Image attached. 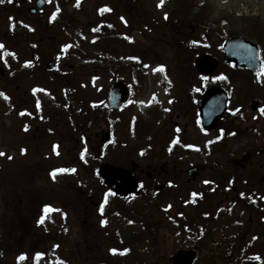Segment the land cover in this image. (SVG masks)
<instances>
[{
	"label": "rangeland",
	"instance_id": "1",
	"mask_svg": "<svg viewBox=\"0 0 264 264\" xmlns=\"http://www.w3.org/2000/svg\"><path fill=\"white\" fill-rule=\"evenodd\" d=\"M67 1V17L71 21L69 35L56 24L51 26L53 30L48 33L46 28L49 27L47 23L50 22V17L46 16L47 12L41 18L48 26L45 27L43 21L34 19L25 11L29 4L28 0H21L20 5L24 4V7L19 11L10 9L12 6L16 7L15 4L6 5L8 10L1 8L0 42L4 44L5 49H0L2 57L0 69L4 68V75H0V92L9 97L13 104L15 85L20 83V89L27 90V87L36 81L34 76L16 73L20 69L19 65L28 61L29 53L32 51L43 52L44 61H47L51 58L52 51L69 49L63 47L68 45L66 40H69L73 47L77 42L76 51L81 55L95 57L98 58V62H102L98 81L88 76L89 64H84L85 67L81 68L79 74L81 77L75 82H82L84 97L91 96L95 86L107 88L109 83L117 80L128 82L131 75L139 77L142 87L138 90L139 95L132 97V106L126 105L116 113L112 110L113 116L116 115L118 118L115 122L117 142L106 151L103 158L100 157L99 150L92 152L97 159L85 157L88 165L80 164L74 153L66 154L60 150L54 154L49 153L48 142L52 138L55 140L59 134L49 133L45 129L36 130L35 126L46 125H43L40 119L34 120L35 123L31 126L33 128L24 132L22 120L27 118H20V112L16 108L7 110L2 103L5 96H0V152L5 153L0 156V264H167L172 253L194 247L201 255L202 260L199 264L205 263L202 256L210 250H216V256L219 258L228 256L230 248H237L233 229L221 227L226 226L224 217L216 215L211 219L203 218L201 210L204 211V207L200 203L203 198L204 203H213L211 207L214 210L215 201H221V205H224L225 200L236 197L237 190L239 188L246 190V186L241 184L240 179L237 180L240 176L236 175L237 184H234V187L228 186L224 191L222 186H214L211 191L206 192V188L200 185V179L216 177L217 173L226 171L229 165L244 168L247 177V171L252 169L250 165L253 167L258 165L256 163L258 158L252 154L250 163H247V160L242 161L239 157L241 149L250 150L248 143H256L259 137L252 138L248 134L249 142L244 141V137L238 138L233 145L227 146L225 152L212 155L202 164V175L200 176L198 171L196 182L191 181V184L186 182L188 176L184 168L188 166L189 160L196 159L192 157L189 159L181 149L178 151L176 148L174 151L176 155L169 159L170 153L164 147L172 133L171 123L175 120L180 123L181 129L184 128V132L179 134L182 140L194 143L200 140L201 143L205 138L201 135L200 138L197 137L196 128L193 126L195 97L192 93V84L194 87L198 85L196 76L199 72L196 63L203 58L202 55L208 57L209 54L219 59L220 66L217 69H220L223 64L221 53L219 54L215 47L220 37L212 35L216 27L215 22L226 20L228 27L232 25L234 28L235 24H232L234 16L244 14L259 15L261 23H264V0H185L189 12L195 14L192 19H186L185 14L180 15L178 7L172 4L173 0H164L163 6L160 7L157 6L159 0H79L78 5L77 0ZM202 5L208 10H202L203 8H200ZM52 7H55V0H49L46 10L49 11ZM198 8L201 10L198 11ZM12 12L19 18L20 27L25 26L18 35L14 31L19 23L16 25L13 20L7 18ZM104 19L110 24L115 23L116 26V36L110 38V41H106L105 36L99 39L98 35L93 34L94 31L87 27L93 25L98 30L99 21ZM79 27L86 29L84 34L79 31ZM207 27L210 28L205 29ZM24 30H27L29 35L23 32ZM51 33H57V38L54 41H45V36ZM73 33L79 34L75 42L74 37L70 36ZM120 34H124L125 37L120 39ZM242 34L251 38L256 37L250 30H244ZM28 38H32L38 46L31 49L27 44ZM207 38L210 47L208 49L190 46L191 41L201 42ZM125 39L129 40V43ZM5 50L9 55L3 56ZM12 59L17 60L13 65L9 62ZM203 61L206 59H202ZM160 65L164 66L163 72L159 71ZM34 73L39 75L37 70H34ZM42 83L44 81L40 78L35 85ZM233 83L235 87L232 100L240 94L238 104L247 107L251 102L249 98L254 95L256 88H253L246 78L235 79ZM243 83L246 84L244 87ZM6 91L12 92V98ZM25 95L26 93L20 94L15 98L17 102L19 98L23 101L18 108L31 107L32 103ZM149 99L159 103L153 105ZM152 105L153 107L149 108ZM160 105L161 110L157 108ZM245 112L247 115L250 113ZM132 113H138L145 123L152 125L149 126L152 140L148 143L151 153L156 154L152 159L144 161L139 157L141 146L128 129ZM60 129L61 127L57 126L54 130ZM106 129L104 125L103 133L107 131ZM145 131V127L136 129L140 135H144ZM22 145H25L23 153L20 150ZM64 149L67 152L69 148ZM75 149L73 147L74 151ZM153 154L149 157L154 156ZM175 159L178 160L177 168H183L184 174L179 175L180 170L177 169L171 175L164 172L157 175L160 165L168 161L171 163ZM129 160L138 162L142 168L149 165L150 170H155L157 180L154 182L147 177L145 179L144 174L135 170L133 172L142 181L139 193L125 197L113 195L109 197L106 193L110 190L97 175L98 166L105 162L129 169ZM68 166L73 167L75 169L73 174H76L75 177L68 173L64 179L68 181L56 183L47 175L57 168ZM170 166L171 164H168L167 170ZM237 171H241L240 175L244 176L243 170ZM235 172L236 170L226 174L234 175ZM254 172L253 176H248L250 184L248 187H257L260 192H264V170L258 168ZM261 173L262 178L259 179ZM78 183L81 185L78 186ZM158 183H162L164 187L156 190L154 187ZM146 189L147 193L144 192ZM187 191L190 194H203L201 199L196 200V204L185 203L183 197L178 200L182 194L186 197ZM87 192L89 194L86 196ZM242 194L241 198L246 204V194ZM144 196H152L155 206L160 205L162 208H154L145 215L142 211L145 206L141 202ZM104 199L108 200L104 202ZM45 205L50 206L48 211H45ZM101 205L104 209L102 212ZM238 206L240 207L238 204L234 209L236 213L239 212ZM164 208L167 209V216L173 217L171 221L164 215L162 211ZM44 213L50 214V225L47 228L43 226ZM239 217L240 223L245 225L237 234H242L243 240L248 241L249 236L256 232L259 235L258 246L264 256L262 232L264 226L262 230H256L258 217L251 218L247 214H241ZM41 220L42 222L38 223ZM102 220L106 223L102 224ZM227 220L234 219L230 215ZM237 222L238 220L232 225L236 226ZM200 225L217 231L208 239L213 242L206 244L209 232L205 228L204 239L190 238L187 232L195 230ZM231 240L234 243L228 246ZM113 248L117 249V252L110 251ZM124 249L128 251L124 252ZM22 253L25 259L19 260L18 257ZM37 253L43 255L37 257ZM231 258L233 263L236 262L234 256Z\"/></svg>",
	"mask_w": 264,
	"mask_h": 264
},
{
	"label": "flooded vegetation",
	"instance_id": "2",
	"mask_svg": "<svg viewBox=\"0 0 264 264\" xmlns=\"http://www.w3.org/2000/svg\"><path fill=\"white\" fill-rule=\"evenodd\" d=\"M28 1L29 4H32L35 0ZM20 2L21 0H11V2H8V6H12L15 4L16 7L12 6L10 9L12 11L15 9L16 11L18 9L21 10L23 9L24 4L20 5ZM45 13V10H39L38 13H35L34 15L30 16L34 17V19L43 21L41 18L44 17ZM12 14L14 13L12 12ZM255 20H259V18L252 17L248 21L249 27L251 26V24H253ZM47 24L49 25V23ZM43 26L48 27L46 26V24H44V21ZM49 27L51 28L50 25ZM250 28L248 29L250 30ZM253 29L256 30L253 31V34L256 37L261 38L255 40L260 47V56L264 61V26L254 25ZM47 32L49 33V30ZM56 38L57 35L55 34H48L45 36V40L47 41H54ZM29 41L34 42L32 38H28L27 44L29 43ZM74 54L70 51H64L63 53L58 51L54 53V55H52V58L49 59L54 67H52L51 69L47 68L46 63L44 62L45 54L30 52L28 56V61H31V63H21L19 65L20 69L16 73H21L24 75L27 74L29 77L34 76L36 81L41 78L44 83H42L41 85H35L36 81L32 82L31 85L27 87V90L20 89V83H17L14 87L16 90L13 97L14 103L12 105L14 106V108H16V110L20 112V114L21 112L24 113L21 118H27L23 121L27 122L31 126L34 125V120H37L39 118V113L42 114L43 125H46L43 127L35 126V129H45L49 133L59 134L55 140L52 138L48 142V150L51 149L54 153H56L58 150L66 154L74 153L76 154L75 159H77L79 157V152L81 151H97L101 150V148H104L107 143L111 142L109 144L110 146L115 143L117 139V132L114 124L117 118L116 115L113 116L112 108L109 107L106 102V91L110 83L108 84L107 88H101L97 84L98 86H95L93 88L92 95L86 98L84 97L85 90L82 86V82H75V80L81 77V75L79 74L81 73V68L85 67L83 66L84 64H89L87 65L89 66L88 76L98 81L100 77L99 67L100 63L102 62H98V58L96 59L95 57H91V59H88L89 62H87L86 60L85 63L76 64V61L78 60L72 59ZM221 65L222 67L220 69H217V67L220 66V63H218L217 67L214 69L209 68L207 70H200L198 75L196 76V78H198V85L194 87V84H192V93L195 97L193 101V115L195 118L193 120V123L196 126L197 137L200 138L201 134H208L212 136L213 139H222V142L223 140H225L226 144H228L227 146L233 145L235 142L238 141V138L241 137H244V141L248 142L250 140L249 135L252 138L259 137L257 138L256 143H248L250 150L242 148V153L239 156L242 161L247 160V163L251 162L252 154H254V157L258 158L256 162L258 163V165L256 167L250 165L252 169L248 172L249 176L251 177L255 173L254 171L258 170V168L264 170V96H262V94H264V72L262 71L260 74L252 77L247 68L243 67L242 70H239L235 68L232 63L228 65ZM30 68H32V70H30ZM34 70H37L39 72L38 76L35 75ZM140 75H142V73ZM205 77H207V79H205ZM242 78L248 79L249 84L253 88H256V90L254 91V95L249 98L251 102L247 107H245L243 104H238V101L240 100V94H238L234 98V100H232L234 96L233 90L235 87L233 81L235 79ZM128 82L130 84L129 95H131V97H135L136 93H139L138 90L142 87V82L139 81V77H133L132 75L129 77ZM75 83L77 86L75 85ZM223 83L227 85V87L230 88L229 91H231V103L229 109L217 121L216 127L213 131L208 133L202 132L199 126V115L197 111L196 102L206 88L214 84L221 85ZM230 85L232 87H230ZM245 85V83L242 84L243 87ZM46 87H52L53 90H40ZM64 87L71 89V91H64ZM58 88H60L61 90L59 89V91L57 92ZM33 90L35 97L31 94ZM242 90H244V88ZM11 93L12 92H9L8 96L12 98ZM24 93H26V99L29 97V100L32 103L31 107L18 108L23 104V101L21 100V98H19L17 99V102L15 98L20 94L23 95ZM254 98L257 99L259 104L255 112L252 111L251 105L252 100H254ZM154 103L155 101L153 102V104ZM129 106H132L131 102ZM244 111L250 112L249 115L243 116ZM116 112L117 110H115V113ZM171 117L173 118V116ZM55 118L57 119L53 121V119ZM104 125H106L107 128V131L105 133H103ZM31 126L28 125V127ZM57 126L61 127L59 131L54 130ZM178 126L179 123L177 120L172 121L170 126L172 133L173 128ZM198 144H200V140L199 142L197 141V145ZM64 147L69 148L67 152H65ZM73 147L76 148L75 151L73 150ZM201 156L202 154L198 152V157ZM129 161L132 163L133 160ZM167 166L168 165L166 164L160 166V170H158L157 175L161 174L162 172L171 175L173 174V171H176L177 169L180 170L179 175L185 173V171L182 170L183 168H177V166H179L177 165V163L173 162L168 168V170ZM135 168H137L140 173L145 174L149 178V180H157L155 177L157 176L155 170H144L139 166ZM199 170L201 176L203 171V165L199 164ZM261 178L262 173L259 179ZM87 194L88 193H86V196ZM256 201L259 202V208H255L254 212L256 214V217L261 218V222L264 223V193L261 196L257 197ZM257 256L259 257V259H256ZM240 258V263L260 260L261 257L258 246L256 247L254 244L251 245V248L250 250H248V253H243Z\"/></svg>",
	"mask_w": 264,
	"mask_h": 264
},
{
	"label": "water",
	"instance_id": "3",
	"mask_svg": "<svg viewBox=\"0 0 264 264\" xmlns=\"http://www.w3.org/2000/svg\"><path fill=\"white\" fill-rule=\"evenodd\" d=\"M43 1L40 0L37 3V6L42 5ZM224 47L226 49V51L228 52L229 56H225L226 59L230 60V58L235 59L233 54H238L241 51L244 52L248 58L252 59V58H256L257 60V50H256V46L247 42L245 39L243 38H237V37H233L230 38V40L226 41L224 43ZM252 48H255V51H249L252 50ZM222 91H219V89L217 88H211L207 91V94L204 96L203 100L200 101V103L206 106H210V100L213 97H217L220 95ZM224 95L221 96V100H220V105L219 107L221 108V106L224 104ZM200 104V107H201ZM212 110H216V107H210L207 108V112L202 114L203 109H201V117L203 119V125L206 128H209L208 123L210 122V118H209V114ZM208 113V114H207ZM101 174L104 175V177L106 178V182L111 186V188L115 191H117V193L120 194H125V193H129L131 191H133V189L135 188L136 184H135V180L134 178L131 176V174L126 171L125 169H121L118 167H113V168H102L101 169ZM173 261L175 264H188V260H186V258L181 254L178 253L175 256H173Z\"/></svg>",
	"mask_w": 264,
	"mask_h": 264
},
{
	"label": "snow or ice",
	"instance_id": "4",
	"mask_svg": "<svg viewBox=\"0 0 264 264\" xmlns=\"http://www.w3.org/2000/svg\"><path fill=\"white\" fill-rule=\"evenodd\" d=\"M5 2V0H0V3H4ZM9 2H11V0H9ZM163 3H164V0H159V3H158V7H160V6H163ZM79 4V0H77V5ZM105 10H107V9H101V11H105ZM57 11H59V9L57 8ZM55 17V13H53V18ZM165 18H167V13H165ZM10 19H12V18H10ZM122 19H123V17H122ZM129 39H131V38H129ZM64 48H67V47H69L68 45H64L63 46ZM0 49H5V46H4V44L2 43V42H0ZM7 55H9V53L7 52V50H5L4 52H3V56H7ZM11 55H15V53H11ZM0 58H2V57H0ZM26 63H28V64H30L31 63V61H27ZM155 71V70H154ZM159 71H161V72H163L164 71V66L163 65H160L159 66ZM262 71H264V65H262ZM205 79H207V77H205ZM0 96H5V98L7 99V97H6V95L3 93V92H0ZM38 106H39V103H38ZM24 113L23 112H21V115H23ZM25 130H27V125L25 126ZM175 142V141H174ZM187 147H192V145H187ZM22 151H24V150H22ZM3 155H5V153H3V152H0V156H3ZM9 159H11V157H9ZM66 171H72V172H74L75 171V169L73 168V169H64V168H61V169H55V170H53V173H52V175H53V178H55V174L57 173V172H66ZM169 183H171V181L169 182ZM205 183H207V181L205 182ZM193 195H196L195 193H193ZM241 195H243V194H241ZM49 207L50 206H48V205H45V211H48L49 210ZM169 207H170V205H169ZM101 212L103 211V205H101ZM42 222V220L41 221H38V223H41ZM101 223L102 224H104V223H106V221L105 220H102L101 221ZM110 251H112L113 253H115V252H117V249H115V248H113V249H111ZM124 252H127L128 251V249H124L123 250ZM43 255V253H37L36 254V256L37 257H40V256H42ZM18 259L19 260H23V259H25V255L22 253L19 257H18ZM256 259H259V257L257 256L256 257Z\"/></svg>",
	"mask_w": 264,
	"mask_h": 264
},
{
	"label": "trees",
	"instance_id": "5",
	"mask_svg": "<svg viewBox=\"0 0 264 264\" xmlns=\"http://www.w3.org/2000/svg\"><path fill=\"white\" fill-rule=\"evenodd\" d=\"M65 1H67V0H61L59 2L61 4V9L62 10H65L64 9L65 8V3H66ZM172 4H175L178 7L177 9H178V11H180L179 12L180 15H184V14L186 15V19L191 18V17H193L195 15V14H193V12L192 13L189 12L190 9H189V7H186V6H188V4H187V2L185 0H173ZM66 19H67V15L66 14H64V15L62 14V17L60 19L61 22H59L60 25H62V24H63V26L67 25L66 24V21H67ZM109 29H110V31L107 34H104L102 31L106 32V30L104 29V27L100 28L101 34H104L106 36V41L107 40L110 41L109 39L113 37V32L112 31H114V29L111 28V27H109Z\"/></svg>",
	"mask_w": 264,
	"mask_h": 264
}]
</instances>
